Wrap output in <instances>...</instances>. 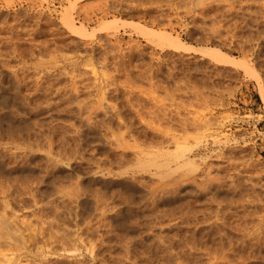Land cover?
Returning a JSON list of instances; mask_svg holds the SVG:
<instances>
[{
	"label": "rangeland",
	"instance_id": "374dc122",
	"mask_svg": "<svg viewBox=\"0 0 264 264\" xmlns=\"http://www.w3.org/2000/svg\"><path fill=\"white\" fill-rule=\"evenodd\" d=\"M262 95L264 0H0V264H264Z\"/></svg>",
	"mask_w": 264,
	"mask_h": 264
},
{
	"label": "bare ground",
	"instance_id": "6f19581e",
	"mask_svg": "<svg viewBox=\"0 0 264 264\" xmlns=\"http://www.w3.org/2000/svg\"><path fill=\"white\" fill-rule=\"evenodd\" d=\"M68 20H69V19H68ZM65 21H67V19H66ZM65 21H64V22H65ZM65 23H66V22H65ZM69 23H70V21H69ZM69 28H72V27L70 26ZM69 28H68V29H69ZM70 30H71V29H70ZM73 30H75V29L72 28V31H73ZM73 32H74V31H73ZM74 33H75V32H74ZM174 46H175V45H174ZM176 47H177V45H176ZM179 48H180V47H178V48H176V49H179ZM180 50H182V51H184V52L187 51V50H185L184 48H180ZM13 70H14V69H13ZM17 72H18V71H17ZM15 91H16V90H15ZM259 92H260V91H259ZM21 93H22V92H21ZM260 94H261V93H260ZM261 101H262V103L264 104V96H263V95L261 96ZM85 119H87V118H85ZM116 119H117V118H116ZM114 120H115V119H114ZM124 146H125V145H124ZM176 148H177V147H176ZM181 158H182V157H181ZM176 159H177V158H176ZM55 160H56V159H55ZM175 161H177V160H175ZM176 163H177V162H176ZM185 163H186V161H185ZM54 164H55V163H54ZM168 164H169V162H168ZM152 165H153V164H152ZM165 165H166V164H165ZM165 165H164V166H165ZM166 166H167V165H166ZM145 168H146V167H145ZM145 168H144V169H145ZM155 168H156V167H155ZM164 168H165V167H164ZM167 168H168V167H167ZM166 172H167V171H166ZM161 176H162V175H161ZM174 183H175V182H174ZM158 184H159V183H158ZM170 188H171V187H170ZM164 191H165V190H164ZM167 191H168V190H167ZM98 193H99V192H98ZM154 193H155V192H154ZM168 193H169V192H168ZM156 194H157V193H156ZM159 195H160V194H159ZM76 196H77V195H76ZM110 196H111V195H110ZM82 197H83V196H82ZM98 198H99V196H98ZM98 198L96 197V198H94V199L97 200ZM107 198H108V197H107ZM109 198H110V197H109ZM70 199H71V198H70ZM80 199H81V198H80ZM102 200H103V199H101V202H102ZM79 201H80V200H79ZM94 201H95V200H94ZM105 201H106V200H105ZM74 202H75V201H74ZM96 202H97V201H96ZM119 202H120V201H119ZM150 202H151V201H150ZM94 203H95V202H94ZM104 203H105V202H104ZM109 203H110V202H109ZM95 204L98 205L97 203H95ZM96 207H97V206H96ZM113 207H114V205H113ZM6 208H7V207H6ZM3 209H4V208H3ZM3 209H2V210H3ZM96 209H97V208H96ZM112 209H113V208H112ZM112 209H111V210H112ZM4 210H5V209H4ZM102 210H103V209H102ZM109 210H110V209H109ZM0 212H1V211H0ZM34 213H35V212H34ZM54 213H55V212H54ZM96 213H97V212H96ZM1 215H2V214H1ZM56 215H57V214H56ZM79 216H80V215H79ZM135 217H136V216H135ZM2 219H4V217H3ZM63 219H64V218H63ZM65 219H66V218H65ZM68 219H69V218H68ZM76 219H77V218H76ZM96 219H97V217H96ZM6 220H7V219H6ZM2 222H4V221L1 220L0 225L2 224ZM5 223H6V221H5ZM55 223H56V222H55ZM5 225H6V224L3 223V224L0 226V232H1L2 238H7V239L9 240V238H10V234H13V233H11L10 228H8V227H10V226H7L8 224H7L6 226H5ZM56 226H57V225H56ZM12 228H13V227H12ZM255 228H256V227H255ZM14 229H15V228H14ZM14 229H13V230H14ZM74 229H75V228H74ZM11 230H12V229H11ZM63 231H64V230H63ZM65 231H66V230H65ZM17 232H18V231H17ZM51 233H52V232H51ZM103 234H104V233H103ZM246 234H247V233H246ZM248 234H249V233H248ZM252 234H253V233H252ZM252 234H251V235H252ZM255 234H256V233H255ZM16 235H17V234H16ZM95 235H96V233H95ZM219 235H220V234H219ZM3 236H5V237H3ZM18 236H19V235H18ZM67 236H68V235H67ZM220 236H221V235H220ZM13 237H14V235H13ZM19 237H20V236H19ZM54 237H55V236H54ZM258 237H259V236H258ZM7 239H6V240H7ZM67 239H68V238H67ZM67 239H66V240H67ZM76 239H77V238H76ZM220 239H221V238H220ZM2 240H3V239H2ZM8 240H7V241H8ZM15 240H16V239H15ZM158 240H159V239H158ZM161 240H162V239H161ZM163 240H164V239H163ZM11 241H12V240H11ZM11 241H10V242H11ZM30 241H31V240H30ZM109 241H110V240H109ZM195 241H196V240H195ZM12 242H13V245H12V246H15L16 244L14 243V241H12ZM212 242H213V241H212ZM229 242H230V241H229ZM6 243H7V242H6ZM18 243H19V242H18ZM65 243H66V242H65ZM101 243H102V242H101ZM204 243H205V242H204ZM19 244H20V243H19ZM63 244H64V243H63ZM63 244H62V245H63ZM201 244H202V243H201ZM239 244H240V243H239ZM78 245H79V244H78ZM108 245H109V244H108ZM7 246H8V245H7ZM22 246H23V245H22ZM57 246H58V245H57ZM70 246H72V245H70ZM87 246H88V245H87ZM206 246H207V245H206ZM206 246H205V247H206ZM18 247H19V245H18ZM194 247H195V246H194ZM207 247H209V246H207ZM218 247H219V246H218ZM257 247H258V246H257ZM13 248H14V247H13ZM219 248H220V247H219ZM230 248H231V247H230ZM242 248H243V247H242ZM16 249H17V248H16ZM20 249H22V248H20ZM46 249H47V248H46ZM70 249H71V248H70ZM39 250H40V249H39ZM215 250H216V249H215ZM220 250H221V249H220ZM7 251H8V250H7ZM16 251H17V250H16ZM20 251H21V250H20ZM47 251H49V250H47ZM52 251H53V250H52ZM66 251H67V250H66ZM78 251H79V250H78ZM110 251H111V250H110ZM194 251H195V250H194ZM202 251H203V250H202ZM249 251H250V250H249ZM55 252H56V251H55ZM59 252H60V251H59ZM69 252H70V251H69ZM124 252H125V251H124ZM214 252H215V251H214ZM4 253H5V252H4ZM16 253H17V252H16ZM85 253H86V252H85ZM196 253H197V252H196ZM2 254H3V252H2ZM7 254H8V253H7ZM67 254H69V253H67ZM209 254H210V253H209ZM230 254H231V253H230ZM136 255H137V254H136ZM161 255H162V254H161ZM166 255H167V254H166ZM166 255H165V256H166ZM178 255H179V254H178ZM245 255H246V253H245ZM110 256H111V255H110ZM202 256H203V255H202ZM254 256H255V255H254ZM89 257H91V256H89ZM238 257H239V256H238ZM0 258H1V257H0ZM55 258H56V257H55ZM58 258H59V257H58ZM91 258H92V257H91ZM123 258H124V257H123ZM2 259H3V258H2ZM4 259H5V257H4ZM6 259H7V258H6ZM172 259H173V258H172ZM230 259H231V258H230ZM9 260H10V259H9ZM74 260H75V259H74ZM219 260H220V259H219ZM224 260H225V259H224ZM255 260H256V259H255ZM1 261H2V260H1ZM7 261H8V260H7ZM7 261H6V262H7ZM10 261H11V260H10ZM72 261H73V260H72ZM110 261H111V260H110ZM154 261H156V260H154ZM221 261H222V260H221ZM229 261H230V260H229ZM127 262H128V261H127ZM132 262H133V261H132ZM143 262H144V261H143ZM172 262H173V261H172ZM245 262H246V259H245ZM248 262H249V259H248ZM13 263H14V262H13ZM13 263H12V264H13ZM15 263H16V261H15ZM210 263H211V262H210ZM7 264H8V263H7ZM170 264H171V263H170ZM225 264H226V263H225ZM246 264H247V263H246Z\"/></svg>",
	"mask_w": 264,
	"mask_h": 264
}]
</instances>
